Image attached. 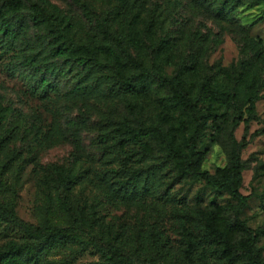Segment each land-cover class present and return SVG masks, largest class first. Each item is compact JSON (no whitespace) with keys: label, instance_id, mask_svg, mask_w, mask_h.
I'll return each mask as SVG.
<instances>
[{"label":"rangeland","instance_id":"obj_1","mask_svg":"<svg viewBox=\"0 0 264 264\" xmlns=\"http://www.w3.org/2000/svg\"><path fill=\"white\" fill-rule=\"evenodd\" d=\"M50 1L71 23L76 41H90L106 49L108 43L117 48L107 36L118 38L128 55L151 73H156L158 67L167 78L189 73L195 84L210 79L219 88L234 85L227 74L235 79L240 63L258 52L253 41L264 44L263 2H247L229 20H223L210 11L205 0H128L124 5L120 0H82L93 12L92 17L85 16L82 6L74 0ZM6 3L7 0H0V10ZM29 13L26 4L13 20L23 25L17 45L9 48L6 39L0 41V136L6 145L3 161L14 164L3 176L6 186L0 201L9 200L20 220L45 228L48 199L60 196L80 213V225L104 243L123 245L127 251L125 261L131 255L138 264L150 257L159 259L161 264H189L182 234L187 228L197 243L191 264H227L219 254V245L204 235L202 212L210 206L236 201L204 180L176 181L173 163L151 140L152 155L146 159L131 158L126 164L121 155L110 153L109 143L104 141L103 134L121 121L147 127L160 124L165 90L157 85L141 95L127 90L123 86L125 79L118 75V65L103 50L98 67L88 74H83L80 66L67 68V74L58 79L57 92L46 96L38 88V79L19 66L22 55L30 49H46V35L32 25ZM101 22L109 35L102 32ZM163 38L172 47L169 63L157 54ZM121 55L128 61V56ZM260 64L264 82V63ZM125 71L126 76L137 72L129 65ZM240 90L247 88L242 85ZM260 95L255 117L244 112L234 137L243 145L239 155L246 163L241 192L251 196L241 218L260 231L257 246L263 247L264 86ZM205 105L199 104L202 108ZM171 112L173 117H181L179 110ZM178 119L162 126L176 124ZM209 125L200 147L208 150L202 169L213 174L229 163V157L225 147L213 141L215 129L211 122ZM48 134L56 136V141L50 142ZM57 165L76 169L78 177L68 187L57 180ZM135 168L147 172L150 186L143 188V179L136 196H121L116 188ZM26 239L20 226L8 221L0 224V249ZM61 262L111 264L85 235L50 251L39 264Z\"/></svg>","mask_w":264,"mask_h":264},{"label":"trees","instance_id":"obj_2","mask_svg":"<svg viewBox=\"0 0 264 264\" xmlns=\"http://www.w3.org/2000/svg\"><path fill=\"white\" fill-rule=\"evenodd\" d=\"M74 1L82 6L85 16L92 17L93 12L84 1ZM126 2L128 0L119 1L121 5ZM205 2L216 17L229 20L233 12L247 2L264 3V0H205ZM26 4H29L32 25L45 33L47 42L44 43L45 51L33 48L24 53L19 66L38 79V88L43 94L48 96L49 92H57L58 79L67 74V68L80 66L83 74L90 73L102 63L100 53L103 50L109 60L118 65V75L125 79L123 86L127 90L141 95L153 89L155 85L164 89L165 95L162 97V105L160 104L162 109L160 124L147 127L136 126L127 121L117 123L103 134L104 141L109 143L108 146L111 148L110 153L121 155L125 164L131 158L146 159L154 151L149 141L151 140L173 163L176 181L189 178L204 180L218 191L227 192L236 203L210 206L202 212L205 218L204 235L219 245V254L227 264H264V246H257L260 231L252 229L247 221L241 218L251 196L241 192L246 163L239 155L243 145L234 137V130L243 120L244 112L255 117L256 105L264 86L259 72L260 62L264 63V44L261 41H253V45L259 47L258 52L240 63V71L235 79L227 74L234 81V85L226 84L219 88L210 79L195 84L189 78V73L167 78L159 72L160 67L156 73H151L140 61L128 55L125 45L118 38L107 36L106 39L113 40L117 48H112L108 43L106 49L90 41L83 43L76 41L72 35L71 23L67 22L60 8L50 0H7L5 8L0 10V41L6 39L9 48L17 45L18 33L23 29V25H17L18 22L13 20L22 13ZM100 25L102 32L109 35L104 23L101 22ZM171 49L169 40L163 38L158 47V58L169 63ZM121 53L128 56V61L122 59ZM128 65L137 70L135 76L124 74L127 73L125 69ZM242 85L247 90H240ZM201 102L206 104L205 107L199 106ZM174 110L181 112L179 119L171 115V111ZM176 119H178L176 124L162 126V123L167 124ZM1 120L3 115L0 116ZM210 122L215 129L213 141L222 144L229 157V163L217 168L213 174L202 169L208 150L200 147ZM70 124L75 125L72 121ZM47 137L50 142L56 141L53 134H48ZM5 146V138L0 136V194L6 186L3 176L14 167L11 160L3 161ZM262 166L264 167V164ZM54 170L57 180L65 187L78 177L76 169L67 168L65 165H57ZM143 179H145L143 188L150 186L151 177L147 172L135 168L115 192L121 193V196H136ZM48 200L45 209V228L34 227L20 220L9 200L0 201V224L4 221L14 223L21 227L27 237L22 242L11 243L5 249H0V264H39L50 251L68 246L70 239L81 235L88 236L91 245L111 264H122L126 261L129 264L139 263L138 259L131 255H128L125 261L124 255L127 251L123 245L116 242L104 243L102 239L80 225L78 218L81 215L69 202L60 196L49 197ZM74 223L78 224L70 225ZM183 231L186 243L184 251L187 262L191 264L192 251L197 243L191 229L184 228ZM140 262L161 264L155 257L145 258Z\"/></svg>","mask_w":264,"mask_h":264}]
</instances>
